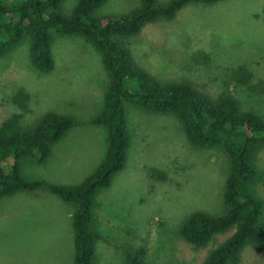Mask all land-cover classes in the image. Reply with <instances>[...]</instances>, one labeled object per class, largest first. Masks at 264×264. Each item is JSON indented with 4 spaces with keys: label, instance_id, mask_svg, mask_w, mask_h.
I'll return each instance as SVG.
<instances>
[{
    "label": "rangeland",
    "instance_id": "1",
    "mask_svg": "<svg viewBox=\"0 0 264 264\" xmlns=\"http://www.w3.org/2000/svg\"><path fill=\"white\" fill-rule=\"evenodd\" d=\"M77 1H64L65 16ZM154 1L165 5L172 0ZM139 5V0H109L97 16H126ZM123 46L138 75L164 84L189 83L212 97L229 92L243 110L264 118V0L187 4L172 20L146 24ZM28 48L25 39L0 58V124L13 114H21L23 128L46 113L74 119L76 125L51 147L46 162L22 158L19 170L28 181L77 186L97 170L107 148L106 130L91 123L108 85L101 57L81 37L53 35L54 68L44 75L31 65ZM239 68L248 77L245 85L238 82ZM137 86L138 81L129 80L128 89ZM126 114L130 147L125 167L95 197L93 225L102 239L94 264H122L125 249L140 247L146 249L143 264H203L208 250L231 232L197 250L179 229L190 213H224L226 154L193 147L172 115L135 107ZM262 151L258 164L264 170ZM152 170L164 177L153 176ZM260 193L264 198V186ZM73 212L72 205L45 189L3 198L0 264H73ZM238 264H264V251L248 245Z\"/></svg>",
    "mask_w": 264,
    "mask_h": 264
},
{
    "label": "trees",
    "instance_id": "2",
    "mask_svg": "<svg viewBox=\"0 0 264 264\" xmlns=\"http://www.w3.org/2000/svg\"><path fill=\"white\" fill-rule=\"evenodd\" d=\"M64 1L0 0V58L27 39L31 65L47 75L54 68L53 35L86 40L99 53L108 77L102 108L91 120L106 130V152L97 170L77 186L28 181L20 174L19 161L27 157L38 164L46 162L51 147L76 121L46 113L32 126L23 128L18 121L21 114H13L0 124V201L19 192L45 189L72 205L73 264H94L96 243L102 239L93 225L95 197L125 167L130 147L126 112L128 107H135L174 116L189 144L203 150H220L228 158L222 194L224 213H190L179 229V236L197 250L208 248L218 236L231 232L208 250L203 264H238L248 245L264 251V198L260 193L264 170L258 164L264 149V118L243 110L229 92L212 97L189 83L164 84L138 75L123 48V41L138 36L146 24L172 20L187 4L213 5L225 0H172L165 5L139 0V7L126 16L102 17L97 11L109 0H78L69 16L61 11ZM242 70L238 69V82L245 85L248 77ZM129 80L138 81L137 88L128 89ZM151 174L164 177L156 170ZM122 256V264H143L146 249H125Z\"/></svg>",
    "mask_w": 264,
    "mask_h": 264
}]
</instances>
